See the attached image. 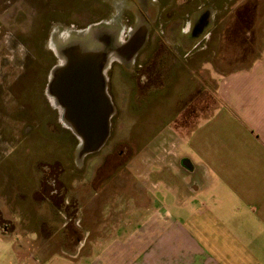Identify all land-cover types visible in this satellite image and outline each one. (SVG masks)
Returning a JSON list of instances; mask_svg holds the SVG:
<instances>
[{"label": "rangeland", "instance_id": "1", "mask_svg": "<svg viewBox=\"0 0 264 264\" xmlns=\"http://www.w3.org/2000/svg\"><path fill=\"white\" fill-rule=\"evenodd\" d=\"M139 20L144 35L131 59L148 39L151 47L159 48V41L176 43L185 35L187 56H193L187 75L197 72L203 89H190L181 100L173 94L169 102L154 100L153 108L133 111L126 97L128 85L114 76L118 118L111 137L81 157L79 142L66 135L62 119L59 128L50 127L55 106L47 83L54 59L62 58L53 42L71 34L81 37L93 25L107 29L109 38L111 33L128 37ZM263 43L264 0H0V264L37 257L36 248L26 247L22 231L30 229L21 224L26 206L34 213L37 206H53L41 201L49 198L62 207L61 202H81L84 193L101 187H107V193L95 200L112 197L116 172L129 169L131 158L162 150L158 142L187 135L209 115L215 104L216 70L245 66ZM69 45H61L62 56ZM171 47L185 54L178 45ZM148 52L141 53L138 62ZM209 58L212 65L206 62ZM120 61L131 66L122 57ZM72 182L75 189L70 188ZM73 214L63 209L65 217ZM33 243L37 247L40 240ZM17 251L25 257H18Z\"/></svg>", "mask_w": 264, "mask_h": 264}, {"label": "crops", "instance_id": "2", "mask_svg": "<svg viewBox=\"0 0 264 264\" xmlns=\"http://www.w3.org/2000/svg\"><path fill=\"white\" fill-rule=\"evenodd\" d=\"M216 75L209 115L131 158L112 197L95 200L101 187L62 207L42 199L53 206L35 214L26 206V247L39 255L21 264H264V43Z\"/></svg>", "mask_w": 264, "mask_h": 264}, {"label": "flooded vegetation", "instance_id": "3", "mask_svg": "<svg viewBox=\"0 0 264 264\" xmlns=\"http://www.w3.org/2000/svg\"><path fill=\"white\" fill-rule=\"evenodd\" d=\"M229 1L227 0V2ZM148 16L151 17L149 14ZM130 17L131 16L127 15L125 19L126 22L130 21L131 19ZM91 29L106 31V29L100 25H93L88 28V30ZM131 30L133 31L131 35L132 34L135 35L137 39L135 42L138 41V38H141L144 35V29L140 24V20L135 24V27L131 28ZM106 34L107 33L100 35L101 36L99 37L101 41L100 44H102V42L104 43L112 42V40H110V38L107 37ZM85 36L86 33L83 35V37ZM69 37L70 35L58 37L57 40L53 42V47L55 48L58 54L60 53L58 51V48H60L62 43H64V41ZM120 37L124 41L126 39L127 41L130 39V36L124 37L122 35ZM184 37L185 38H179V40L176 41V43H174V41L169 42L167 40H164L163 42L159 41L158 43L160 45L159 48L157 47V45L151 47L150 39H148L144 47L139 52H137L132 57V59L131 57L129 58V60L131 59L130 61L125 60L127 63L129 62L131 63L130 67L124 65L121 66L118 63L121 62L120 59L118 58H111L110 61H106V63H104V66L100 68L101 70L99 74L94 75L88 73L83 77L86 82L83 81V82H78L76 84L78 87L80 85L86 87V90H84V92L87 95L92 96L91 100H93L95 103L93 107L99 111L100 117L104 116L105 111L110 112L109 135L105 144L110 139L112 133V127L114 126V123L118 118V110L116 107L117 97L114 92L116 82L112 81L115 77L119 76L128 85V88H126L125 90L126 97L128 100H130V106L133 111H137L138 109L143 108L146 105H148L150 108H153L154 105L152 104L154 100L159 101L160 103L163 102V104L165 102H169L170 97L173 96V94L176 95L178 100H181L184 94L188 93V90L194 89L196 87L198 92L202 91L203 89L202 80L199 77L198 73L196 72L187 75V71L191 69L192 63L190 61L193 59V56H187V52L185 49L187 47L186 43L188 42V40H186L185 35ZM175 44L178 45V47L182 49L185 52V54H182V56H180L179 52L174 53V49L171 46ZM70 45L66 49H63V52L65 51L66 54L70 53L71 52ZM195 45L196 44H194V47H192L191 50L193 48H196ZM148 49H150L149 52ZM157 49L160 52L159 53L160 55L163 54L162 57L158 55V53L157 56L154 55ZM115 51H117V49H115ZM143 52H148V53H146V56L142 58V62H138L139 59L138 57ZM194 53L195 52L192 51L191 54ZM206 62L212 65L210 58L206 59ZM68 63H69L68 59H64L63 56L62 58H57V59L55 58L53 62L54 66L52 69V73H50L49 82L47 83V86L49 87L48 89L49 92L52 91L54 92V95L57 100H58L57 96L60 93V90H62V85H63L59 82L58 71L64 70L68 65ZM115 70L117 71L119 70V72H117L116 74V72H114ZM196 70L197 68L194 71ZM113 72L115 73L114 75ZM178 89H179L178 94H176L175 92ZM54 106L55 107L53 106L51 107L55 114V120L54 122L51 123L52 126L50 127L59 128L60 126L59 119H62L61 109H60L61 105L60 106L54 105ZM166 106H168V104H165V107ZM70 120L74 121L75 119L72 118V116H70ZM66 126H67L66 129L70 130L77 139V141L79 142L78 136L73 132V130L67 124ZM119 155L122 156L123 152L121 151ZM45 199L50 200L49 198H45Z\"/></svg>", "mask_w": 264, "mask_h": 264}, {"label": "water", "instance_id": "4", "mask_svg": "<svg viewBox=\"0 0 264 264\" xmlns=\"http://www.w3.org/2000/svg\"><path fill=\"white\" fill-rule=\"evenodd\" d=\"M64 59H68L69 63L64 70L58 71L59 82L63 85L57 98L64 111L65 123L78 136L79 146L86 147L84 156L105 144L109 135L110 112L105 111L100 117L99 111L93 107L92 96L84 92L86 87L76 84L86 82L83 77L88 73L99 74L107 57L96 52L84 54L72 50ZM70 116L75 120H70Z\"/></svg>", "mask_w": 264, "mask_h": 264}, {"label": "bare ground", "instance_id": "5", "mask_svg": "<svg viewBox=\"0 0 264 264\" xmlns=\"http://www.w3.org/2000/svg\"><path fill=\"white\" fill-rule=\"evenodd\" d=\"M104 33H107V31H99L98 29H95V30L91 29V30H86L85 37L83 36L76 37L75 35L71 34L70 37L66 39L64 43H62V45L66 46L67 43L68 44L70 43L72 45V46L70 45L71 51L76 50L84 54L91 51V52H96L97 54L98 53L105 54L108 59H111V58L121 59L122 57L126 61H129V58L132 55L133 51L136 50L141 45V43H139L138 41H140L141 38L143 37L142 36L141 38H138V41L135 42L137 39L135 35L132 34L130 36V39L127 42H125L123 39H121L118 33L117 34L111 33L112 36H110L111 37L110 40H112V42L110 43L102 42L103 44H100L101 41H99L100 39L98 40V38H96V35L99 37L100 35H103ZM60 48H58V51L60 50ZM115 49H117V51H115ZM59 56L62 57L61 52L59 53ZM49 93H50V97H51L53 104L60 106V103L56 99L54 92L52 91ZM60 109H61V118L63 122L65 123L66 118L64 117V111L61 107ZM85 149L86 147H82V146L79 148L78 154L81 157H82V154H84Z\"/></svg>", "mask_w": 264, "mask_h": 264}, {"label": "trees", "instance_id": "6", "mask_svg": "<svg viewBox=\"0 0 264 264\" xmlns=\"http://www.w3.org/2000/svg\"><path fill=\"white\" fill-rule=\"evenodd\" d=\"M65 132H66V135L70 136L71 139H72L73 141H75V144H76L77 139H76L75 136L72 134V132H71L70 130H68V129H65ZM73 143H74V142H73Z\"/></svg>", "mask_w": 264, "mask_h": 264}]
</instances>
